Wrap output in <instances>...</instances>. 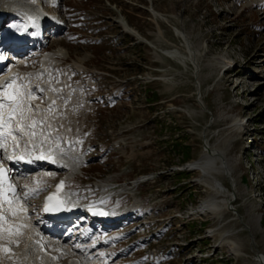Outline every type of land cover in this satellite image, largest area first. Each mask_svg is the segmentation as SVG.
<instances>
[{
  "label": "rangeland",
  "instance_id": "374dc122",
  "mask_svg": "<svg viewBox=\"0 0 264 264\" xmlns=\"http://www.w3.org/2000/svg\"><path fill=\"white\" fill-rule=\"evenodd\" d=\"M56 1L68 29L48 33L47 44L68 52L62 70L87 58L85 76L97 87L94 95H85L99 101L90 121L97 124V139L110 145L118 137L134 147L139 165L130 176H158L144 191L153 197L157 217L174 219L155 245L170 250L165 264L264 261V167L254 156L257 150L264 162V6L247 8L249 0ZM120 18L144 42L124 33ZM32 51L38 55L40 49ZM216 57L229 60L233 69L223 73ZM101 73L114 79L101 78ZM118 82L126 84L122 105L106 107L109 87ZM236 117L246 122L249 138L244 129L242 134L231 131ZM225 144L234 166L230 177L184 170L205 147ZM115 156L106 154L95 172H110ZM216 189L224 211L213 201ZM26 193L38 225L39 199ZM208 194L211 217L218 219L223 211L217 222L199 213ZM251 217L259 219L260 232L254 236ZM226 242L236 244L240 254H232Z\"/></svg>",
  "mask_w": 264,
  "mask_h": 264
},
{
  "label": "bare ground",
  "instance_id": "6f19581e",
  "mask_svg": "<svg viewBox=\"0 0 264 264\" xmlns=\"http://www.w3.org/2000/svg\"><path fill=\"white\" fill-rule=\"evenodd\" d=\"M51 1L52 0H47L48 5H50ZM0 5H1L0 11L2 13L1 21H4V19H5L4 17L8 16L9 13L20 14L21 16L25 17V19L28 20V16H27L26 12H29V14L33 13V14L39 15V20H38L39 22L41 19H44L45 24L49 23L50 19L48 17V14L43 13V11H42L43 8L42 9L41 8H35L38 5V2L36 0H0ZM46 21H48V22H46ZM118 23L120 24V26H122V28H124V30H126V32L131 33L133 35H137L135 33V31H132L130 27L125 25V22L122 18H120L118 20ZM0 24H1V22H0ZM49 26L50 25H46V28ZM1 31H3V29H0V32ZM57 50H59V52H53L52 51V52H49L50 54L46 53L43 55V59L41 60L42 61V65H41L42 71L46 70L48 72H51L50 62H53L52 60H57L56 59L57 54H59V55L61 54V56L67 55L66 51H65V54H63V49H57ZM226 62H227L226 60H223L221 58L216 57L214 59V63H216L218 65L220 64L222 66H226L227 65ZM81 65H83V63ZM79 69H83V68H79ZM21 72L22 71L18 70L17 68H10L6 72L7 74L5 76L6 77L10 76L11 79L7 83L4 84V83H2L3 77H1L0 85H7L11 81L14 80L15 81L14 87H17V88L20 87L21 82H19L17 80V77L19 74L21 75L22 82L24 84H27L26 74L21 73ZM41 75H42V73L39 72L38 76L41 77ZM5 76H4V78H5ZM38 87H39V89H43L44 91H46L48 93V96H50L51 98L53 97V94L50 92L48 83H39ZM7 91L12 92L13 88L9 87V88H7ZM33 101L34 100H32L31 102H33ZM4 111L7 112V108H5ZM66 115L69 118V114L66 113ZM46 120L48 121L47 118H46ZM233 120H234V122H233ZM50 121H52L53 124H55L57 121V116L54 115L50 119ZM60 122L62 123V121H60ZM231 123H232L230 126L231 131H234V132L235 131L240 132L245 127L244 119H242L240 117H236V118L232 119ZM62 125H65V124L62 123ZM9 141H11V140H9ZM225 147H226V144L223 147L221 146V147H218L214 150L210 149V147H205L204 150L202 151L203 155L201 156V158L200 159L198 158V160H196V162L194 161L195 163H193V162L190 163L188 166H186V168L184 170H186V171L190 170L191 171L190 168H193V171H198L199 174L201 173L200 175H202V176L209 175V174L211 176L212 175L218 176L220 174H225L226 176L230 177L231 174L233 173L234 166L226 158V150L227 149H225ZM206 148H208V149H206ZM211 176H210V178H212ZM199 179H200V176H199ZM200 180H202V179H200ZM203 180H205V179H203ZM214 186H215V183H214ZM216 191H217V189H216ZM210 192H211V190H209V194H210ZM209 194L204 199L205 202L203 201L204 203L203 202L201 203L199 213L201 215L206 214V215L211 217L210 212H213L214 210H213V207L211 208L212 202L210 200L211 198L208 197ZM220 196H221L220 193L217 191V195L213 196L214 200H213V198H212V200L215 202L216 206L223 209V207L220 205V202L218 200V198ZM223 211H224V209H223ZM223 211L221 213H219L218 219H213L212 217H211V219L216 220V222H217L218 220H220L222 218ZM0 212H2V214L7 218L6 221L0 220V264H12L14 262L18 263V264H50V262H53L52 264H66V262L58 263L55 259L56 257L52 258V256H50L49 254H46L42 248L39 249V250H42L41 252L36 250L35 249L36 246H33L28 241V238L30 237V230H31L30 226L31 225H30V221L27 218V209H26V207H24L23 204H21L19 202H15L12 205H9V204L3 205L0 202ZM19 225H25V227L19 229L21 234L20 235H13L9 230L10 229H16ZM249 226L251 229L250 232H251L252 236H254V234H256L257 231L260 232L259 231L260 226H259V219L258 218L251 217L249 219ZM10 241H15V243H12ZM230 241H232V240H230ZM225 244L227 245L229 251L232 254H234L236 256H238L240 254V252H238V250H237L236 244H232L231 242H226ZM4 249H9V251H5ZM40 254H42V255H40ZM255 259H256V257H255ZM41 260H43V261H41ZM257 262L259 264H264V261L261 258L259 259V257H258Z\"/></svg>",
  "mask_w": 264,
  "mask_h": 264
},
{
  "label": "snow or ice",
  "instance_id": "6c2138e0",
  "mask_svg": "<svg viewBox=\"0 0 264 264\" xmlns=\"http://www.w3.org/2000/svg\"><path fill=\"white\" fill-rule=\"evenodd\" d=\"M15 81H11L7 85H0V147L7 148L8 141L11 140L13 144V152L10 154L7 159H23L24 156L18 155L15 152V148L19 147L20 140L27 138L26 143H31L32 147L35 149L36 140L40 137L39 143L41 145L48 143L51 133L47 131L48 128H51L52 125L47 122L46 119L37 120L35 115L39 113L40 109L38 107H33L31 101L37 99L31 90L22 91L25 86L21 85L20 87H14ZM12 87L13 91L8 92L7 88ZM42 91V89H41ZM56 91V89H53ZM53 105L55 101L51 102ZM7 108V112L4 109ZM49 112L52 111V108L49 107ZM51 151V150H50ZM31 156V153L28 154ZM45 158V153L41 150L40 155L36 156V159ZM51 159V155L48 156ZM29 162H31L29 160ZM6 170L3 167H0V178L5 177ZM63 182H61L62 184ZM9 191L13 193V200L7 201L11 205L14 201L19 198L15 196V188L13 185L8 186ZM28 194L25 193V196ZM52 198L49 197L48 200ZM58 207V206H57ZM50 210L48 203L45 204V211ZM103 214V213H101ZM4 216L0 212V220H3ZM25 227V225H19L16 229H10L9 231L13 235H20V228ZM15 243V241H10ZM9 251V249H4Z\"/></svg>",
  "mask_w": 264,
  "mask_h": 264
},
{
  "label": "trees",
  "instance_id": "16d2710c",
  "mask_svg": "<svg viewBox=\"0 0 264 264\" xmlns=\"http://www.w3.org/2000/svg\"><path fill=\"white\" fill-rule=\"evenodd\" d=\"M154 97H155V98H157V96H156V95H155Z\"/></svg>",
  "mask_w": 264,
  "mask_h": 264
}]
</instances>
